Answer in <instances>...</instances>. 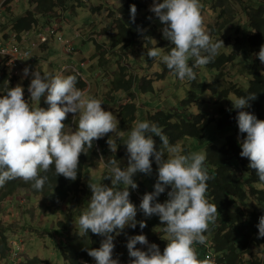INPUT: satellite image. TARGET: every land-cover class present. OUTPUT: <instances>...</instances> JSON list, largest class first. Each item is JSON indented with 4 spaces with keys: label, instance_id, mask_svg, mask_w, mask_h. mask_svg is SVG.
<instances>
[{
    "label": "trees",
    "instance_id": "16d2710c",
    "mask_svg": "<svg viewBox=\"0 0 264 264\" xmlns=\"http://www.w3.org/2000/svg\"><path fill=\"white\" fill-rule=\"evenodd\" d=\"M178 1L148 0V4H146L145 0H125L128 4L125 5L124 2L120 5L123 11L118 13L114 4L110 3L109 0H104L102 5L97 7L99 10L97 8L90 9L93 14L99 15V12L105 14L104 21L107 18H112L110 24L100 27L98 31L101 42L94 40L96 52L99 50L101 52L98 54L100 60H104L106 64L111 63L112 59L109 61V58L113 56L114 51L122 50L123 46L126 45L124 41L129 39L131 45H134L137 43V38L144 33L152 42L153 37L151 35H154L158 28L162 29V33L157 42L162 44L164 48L157 47L152 42L146 51L149 58L155 57L162 63L163 57L168 55L166 50L175 48L167 46V44L176 46L177 43H180L184 50H180L177 55L171 58L172 64L177 63L179 56L197 54L199 51L195 45L194 30L196 25H202L203 21L199 17L206 12V9H198L197 5L191 7L192 28L187 30L178 20V23L174 20H166L164 10L168 6L173 7ZM196 1L204 3L203 0ZM221 1L210 0L209 3L213 5L209 11L212 9L217 11V5ZM229 1L241 3L245 9L243 15L246 18V23L244 31L241 32L242 43L239 45L240 48L230 46L228 49H222L223 51L219 55H217L218 49L216 47L214 51L212 45L208 46L207 54L204 57L205 66L209 70H213V74L218 75L223 73V66L238 63L245 68L244 70L252 79L243 88L238 87V84H230L232 91L229 97L231 98L228 100V105L223 106L228 110L222 109L219 119L214 120L209 117L203 123L202 130L204 131L198 138L202 145L208 144V147L206 160L198 169L204 174L202 176L196 174L192 178L188 170L182 168L171 172L162 182L165 191L161 197V215L155 211L154 207H150L148 211L143 209V206L135 199H142L141 193L148 195L140 181L141 174L139 173L127 181V179H119L120 176L114 172H108L106 175H102L100 179L106 183V186L99 192L87 179L89 172L96 169V164L100 162L99 159L103 155L108 158L106 164L113 168L115 162L110 158L116 155L113 154L115 146L111 145L109 137L97 141L87 138L77 143L76 139H72L75 135L72 119L66 118L70 127L68 133L64 131L65 126L61 122V120H65L64 117L55 118V124L52 126L50 117L52 111L43 105L36 106L33 98L28 96L27 85H24L23 88H27L21 93H18L20 88L16 84H13L14 86L9 90L0 87V91H6L4 104L8 103L7 105H12L14 109L13 120L10 121L2 135V144H0V148L4 152V148L7 147L14 149V161L11 166L6 164L7 175L5 178L8 176L6 185L11 187L13 191H17V189L26 190L30 186L36 193L34 197L35 202L39 203V210H50L49 206L53 207L54 210L59 206L62 216L66 213L64 207H71L81 195L86 200L84 202L86 213L89 214L88 205L91 200H93L92 204L96 205V208L92 210L96 216L94 219L87 217L82 208H79L78 212L72 215L78 216L73 218V223L86 220L87 224L84 228L79 226L81 228L72 230V228H66V225H73L71 221L68 224H63L57 219L56 227L61 230L64 238L61 243L63 254V263L61 264H98L99 261H104V264H121L119 260L124 262V259L119 257L124 248L128 253L134 255L130 247L123 248L116 244H119L116 233L121 222L125 221L127 212L124 209L127 205L136 208V222L141 218H147L149 221L153 218L154 221H150L153 224L149 228L150 234L158 231L157 237L160 235L165 239L167 234H171L176 240L178 237L172 230L164 234L161 228H158L165 229L167 222L168 225L175 222L192 232L193 235L196 233L203 235L202 237L212 245L216 255L227 264H262L259 258L263 256L262 259L264 260V75L261 74L264 71V56H261V53L264 52V0H252L253 2L248 5L243 0ZM33 2L34 0H31V3ZM35 2L36 6L32 7L33 10L31 8L25 16L14 19L13 23L10 21L12 30L29 29L37 17L47 16L48 11H52L55 7L61 6L63 12L68 11L75 0H36ZM76 6L89 10L84 0H78ZM106 12L110 14H106ZM221 12L228 14L229 10L223 9ZM133 14L136 15L133 16ZM173 14L176 17L184 14L181 5ZM111 25H114V28H109ZM177 25L183 27L182 34L179 33L181 30ZM92 30L90 29V31ZM76 37L79 38L77 35ZM203 38L205 37L203 36ZM83 41L85 42V40ZM203 43L206 44L204 39ZM104 45L108 46L107 50H104L106 47ZM127 49H131V47L126 46L125 50ZM176 50L170 52L174 53ZM1 64L3 68V62ZM177 66L178 64H174L173 70ZM125 70L126 68H122V71ZM70 77L73 76L70 75ZM79 77L80 79L76 78L74 88L82 92L86 84L81 76ZM187 80L188 77L186 76L184 84L194 88L187 99L194 101V103L201 102L199 93L195 91L199 87L202 92H205L219 86V78L215 79V82L212 81L201 86L198 78L196 80L194 78L190 84ZM134 82L133 79H130L126 83L132 84ZM117 84L119 88L121 85H126L120 81ZM50 89L58 101H61L65 95H75L71 89L62 90L61 88L55 89V87ZM232 99H235L234 105ZM55 102L51 108L55 114H59L60 108L57 106V101ZM133 113L134 110L132 115ZM18 116L25 124L24 128L20 127V132L17 128ZM134 116H136V112ZM153 117L150 121L152 131L163 130L166 139L169 142L172 140L170 142L172 145L178 142L179 136H188L187 132L179 134L180 131H187V123L173 125L174 118L170 112L168 114L159 112ZM203 121V115H199L194 122L199 124ZM101 122L98 121L96 125L99 124L100 126ZM126 122V120H122L121 123L123 125ZM134 122L132 117L128 124ZM215 124L217 125L215 135L209 141L206 132ZM231 124L237 128V134L234 130L233 135H228V137H224V140L222 139V142H219L217 140L218 133L226 132L227 125L231 126L228 129L233 128ZM57 125H61L63 128L64 134L62 136L57 135V133H61L57 128H54ZM28 130L30 133L27 132ZM194 130L197 132L196 128ZM104 132L105 130L102 133ZM70 151H73V156L72 161L68 162L67 158ZM241 172L242 177L239 176ZM18 176L20 177L19 180H17ZM111 177L116 178L119 183L122 182L123 190L121 193L109 190L108 185L111 182L106 179ZM88 184L93 190V199L90 201L87 199L91 194L84 190V188L88 189ZM17 185L19 187L15 190ZM48 187L49 190L45 196L41 194ZM128 188H132L129 194H127ZM139 189L142 191H137ZM12 190L6 191L0 197L1 203L7 202L5 198L13 194ZM111 192L113 194H109ZM17 195L13 197L16 200L21 199L20 192ZM149 195L152 198L153 194ZM108 198L110 201L107 202ZM2 214L3 211L0 210V222L3 223L0 224V259L7 260V264H50L49 261L37 256L34 258H14L13 244L18 242L9 234L13 225H9V232L5 231L7 222H3L4 216ZM13 230L16 232L17 227L15 226ZM125 242L121 241L120 243ZM178 242L182 244L179 239Z\"/></svg>",
    "mask_w": 264,
    "mask_h": 264
},
{
    "label": "rangeland",
    "instance_id": "374dc122",
    "mask_svg": "<svg viewBox=\"0 0 264 264\" xmlns=\"http://www.w3.org/2000/svg\"><path fill=\"white\" fill-rule=\"evenodd\" d=\"M35 1L31 3V0H8L3 5V17L2 19L0 18V76L2 78L0 87L9 90L16 84L21 90H18V93L23 92L28 87V96L33 98L36 106L43 105L52 111L50 116L52 126L55 124V118H65L61 122L65 126L64 131L66 133L70 131L66 118H71L75 133L72 139H76L77 143L87 138L97 141L101 138L106 139L109 137L111 145L115 146L113 154L116 155L110 158L115 162L113 168L105 164L108 158L103 155L99 159L100 162L96 164V169L89 172L87 179L99 192L106 186V183H103L100 179L102 175H106L108 172H114L120 176L118 177L119 179H127V181H130L134 178L133 175L139 173L141 174L140 181L143 183L145 193L148 195L141 193L143 198L135 199L143 206V209L145 208L148 211L150 207H154L155 211L161 215V197L165 191L162 182L171 172L182 168H186L192 178L196 174L200 176L204 174L198 169L206 160L208 147V144L202 145L201 140L198 138L204 131L202 130L203 123L209 117L214 120L219 119L221 110L224 108L228 110V108L223 106H227L228 100L231 98L229 97L232 91L230 84H238V87L243 88L252 79L248 72L244 70L245 68L238 63L236 65L223 66L222 74H213V70H209L205 66L204 58L207 54L206 49L210 45L213 46L214 51L215 47L218 49L217 55L222 53V49L241 45V32L244 31L246 23V18L243 15L245 9L241 3L229 0L219 2L217 11L213 9L209 11V8L213 5L209 3L210 0H203L204 3L196 0H179L173 7L168 6L164 10L166 20H174L176 22L178 20L187 30L192 28L190 19L191 7L197 5L198 9H206V12L199 17L203 21L202 25H196L194 30L195 45H197L198 48L196 49L199 52L194 55L179 56L177 63H174L178 64V66L173 70L174 64L170 61L171 58L177 55L180 50H184L180 43H175L176 46L167 44V46L175 48L166 50L168 55L163 57L162 63L155 57L149 58L148 54H146L152 42L157 47L164 48L162 44L157 42L162 33L161 28H158L154 35H151L153 37L152 42L144 33L137 38V43L134 45H131L129 39L124 41L126 45L123 46L122 50L114 51L113 56L109 58V61L112 59L111 63L106 64L104 60H100L98 54H101V52L100 50L96 52L94 40L101 42V36L98 31L100 27L110 24L112 18H107L104 21L103 17H105V14L101 12H99V15L93 14L90 9L101 6L104 0H84L89 10L76 6L78 0H75L68 11L63 12L61 6L48 11L49 15L46 18H41V24H54L63 27V31L60 34L63 35L64 39L73 40L68 46L69 52L67 53L69 54L64 51L58 40L52 39L48 47H39L36 50H32V55L35 57L26 58L24 61V58L20 56L19 52L11 44L10 30L7 32L4 27L7 26L8 20L13 23L14 19L25 16L32 7L36 6ZM109 1L114 4L118 13L123 11L120 5L125 0ZM243 1L247 5L253 2L252 0ZM145 3L148 4V0H145ZM127 4L125 2V5ZM179 5H181L182 13L184 14L176 17L173 12L178 9ZM223 9H228L229 13L221 12ZM97 10L99 9L97 8ZM106 14L110 13L106 12ZM135 15L133 14V16ZM38 20L39 17H37L35 22H38ZM177 26L181 30L179 33L182 34L183 27L181 25ZM112 27L114 28V25L109 28ZM90 29L93 30L90 31ZM14 33L17 36L16 40H19L23 34L17 30ZM77 34L80 35L79 38L76 37ZM203 39L206 44L203 43ZM104 46H106L104 50H107L108 46ZM126 46H130L131 49L125 50ZM172 50L176 51L174 53L170 52ZM261 56H264V52L261 53ZM17 59L22 63L23 61L25 62L26 69L23 66L20 68L21 65L14 66ZM44 59L53 60V65ZM1 62H3V68ZM59 62L60 64L57 66ZM142 62L145 63V66H143ZM122 68H126V70L122 71ZM261 74L264 75V71ZM70 75L73 77H70ZM79 76L86 84L82 92L74 88L76 78L80 79ZM186 76L189 84L194 78L195 80L198 78L200 86L212 81L215 82V79L219 78V86L205 92H202L199 87L195 91L199 93L198 96L201 102L194 103V101L187 99L188 95L194 91V88L191 85L184 84ZM130 79L135 82L127 84L126 82ZM26 81L29 82L28 85ZM118 81L126 85H121V88H119ZM226 84L228 86H225ZM24 85H27L25 89L23 88ZM52 87H55V89L61 88L62 90L71 89L75 95H65L61 101H58L52 94L50 89ZM5 98L6 91H0V144H2V135L5 133L10 121L13 120L14 114L12 105L4 104ZM74 98L75 101H73ZM55 101H57V106L60 108L59 114H55L51 108V105L56 103ZM232 101L234 105L235 99H232ZM133 110L134 113L136 112V116H134V113L132 115ZM159 112H165V114L170 112L174 118L173 125L176 123H187V131H180L179 134L187 132L188 136H179L178 142L172 145L170 143L172 140L169 142L166 139L163 130L152 131V123L149 121L156 117H153V115ZM150 113L152 114L150 115ZM199 115H203L204 121L196 124L194 121ZM132 117L135 122L128 124L129 119ZM17 118L19 120L17 128L20 132V127L24 128L25 124L20 116ZM122 120L127 122L122 125ZM98 121H102L100 130L98 125H96ZM231 125L233 128L228 129L231 126L227 125L226 132L218 133L217 140L219 142H222L224 137L233 135L232 132L234 130H236L237 134V128L234 124ZM54 128L61 132L57 133L58 136L64 134L61 125L54 126ZM195 128L197 132L194 130ZM216 128L217 125L215 124L207 130V140L210 141L212 136L215 135ZM101 130H105V132L101 133ZM27 132L30 133L29 130ZM6 142L8 143V141ZM4 149L5 152L0 148V197L6 191L12 190L11 187L6 185L8 176L6 178L5 176L7 175L6 164L8 163L11 166L14 161V149L10 147ZM72 156L73 151H70L67 158L68 162L72 161ZM239 176L242 177V172L239 173ZM19 179L20 177L18 176L17 180ZM106 180L111 182L108 185L109 190H115L117 193L122 192L123 185L121 181L120 183L117 182L118 180L114 177ZM18 187L19 185H17L15 190ZM48 190L49 187L45 188L41 194L45 196ZM84 190L91 194L87 200L93 199V190L89 184L88 189L84 188ZM127 191V194H129L132 188H128ZM137 191L141 192L142 190L139 189ZM18 192H20L21 199L16 200L13 196L17 195ZM12 193L14 195L11 194L5 198L7 202H0V210L3 211V222H7L5 231L9 232V225H13V228L17 227L16 232L13 228L9 232L10 236L18 242L13 244L14 258H34L37 256L49 261L50 264L63 263L61 243L64 238L61 230L56 227L57 219L63 224H68L69 221L73 223V218L78 216L72 215L77 213L79 208H82L86 213L84 196H79L71 207H64L66 208V213L62 216L59 206L54 210L51 206H49L50 210H39V203L35 202L36 199L34 197L36 193L30 186L26 190H12ZM109 194H113V192ZM149 194H153L152 198ZM69 201L71 202V200ZM108 201H110L109 198L107 199ZM92 202L93 200L89 202V214H86L87 217L94 219L96 216L92 210L96 208V205L92 204ZM125 209L124 211L127 214L125 221L121 222L116 233V237L119 238V244H116L123 248L126 246L130 247L134 255L128 253L126 248H124L119 257L124 259V262L119 260L121 264H200L204 261L203 235L198 233L193 235L192 232L187 231L181 225L175 222L168 225L167 222L165 229L162 227L158 228H161L164 234L172 230L178 239L182 241V244L178 242L177 238L175 240V237L171 234H167L165 239L160 235L157 237L158 231L149 233V228L153 226L150 221H154L153 218L149 217L152 219L150 221L147 218H141L136 222V208L127 205ZM0 224H3L2 221ZM86 224V220H83L79 223H73V225H66V228L69 227L74 230L81 228L79 226L84 228ZM189 239H193L191 243ZM121 241L126 242L121 244ZM194 249L197 250V253L195 252L198 255L197 260ZM132 256L133 258H131ZM262 257L259 259L264 264ZM0 264H7V260L0 259ZM98 264H104V261H99Z\"/></svg>",
    "mask_w": 264,
    "mask_h": 264
},
{
    "label": "clouds",
    "instance_id": "9594fccd",
    "mask_svg": "<svg viewBox=\"0 0 264 264\" xmlns=\"http://www.w3.org/2000/svg\"><path fill=\"white\" fill-rule=\"evenodd\" d=\"M7 1L8 0H0V18L1 19L3 17L2 8H3V5H5L7 3ZM41 18H46V16L45 17H41ZM41 18H39L38 22L32 23L29 29L21 31L23 34H22V37L19 40H16L17 36L14 33L15 30L11 29V23H10L11 20H8L7 21V26L4 27V29L7 32L9 30L11 32V44H12L13 48H15L19 52V54H20V52H23V53L20 54V56H22L24 58V61H25L26 58L35 57V56L32 55V50H36L39 47H48L50 45L52 39L58 40L60 42V44L63 46L64 51L66 53L69 52L68 46L70 45V43L73 40L64 39L63 35L60 34V32L63 31V27H61L59 25H54V24H52V25H42L41 24ZM39 35H42L43 37H40ZM77 36L80 37L79 34H77ZM41 38H43L44 41H42ZM28 47H29V49H28ZM67 54H69V53H67ZM44 60H46V59H44ZM46 61L49 62L51 65H53V60H48L47 59ZM22 64L23 63L20 62L17 59L15 65L14 64L13 65L15 67H17V65L18 66L21 65L20 68H22V66H23ZM26 84L28 85L29 82L26 81ZM100 126L98 124V129L99 130H100ZM102 132L103 131L101 130V133ZM105 164H106V162H105ZM192 240L193 239H189L190 243H191ZM203 240H204V243H202V245H203V248L205 250V259L201 263L202 264H206L207 263V255L209 253H211L221 264H227L226 262L221 260L220 257H218V255H216V253L214 252V250L212 248V245L207 240H205L204 238H203ZM195 252L197 253V250L194 249V253ZM197 259H198V255L196 254V260Z\"/></svg>",
    "mask_w": 264,
    "mask_h": 264
},
{
    "label": "built area",
    "instance_id": "2783aa9c",
    "mask_svg": "<svg viewBox=\"0 0 264 264\" xmlns=\"http://www.w3.org/2000/svg\"><path fill=\"white\" fill-rule=\"evenodd\" d=\"M39 36L43 37L42 35H39ZM41 40L44 41L43 38H41ZM206 264H221V263L211 253H209L207 255V263Z\"/></svg>",
    "mask_w": 264,
    "mask_h": 264
},
{
    "label": "crops",
    "instance_id": "0c3cea01",
    "mask_svg": "<svg viewBox=\"0 0 264 264\" xmlns=\"http://www.w3.org/2000/svg\"><path fill=\"white\" fill-rule=\"evenodd\" d=\"M60 64V62L57 64V66ZM23 68L26 69V65H25V62H23ZM40 75V74H38ZM41 80H42V77H41ZM44 82V81H43ZM45 83V82H44Z\"/></svg>",
    "mask_w": 264,
    "mask_h": 264
},
{
    "label": "bare ground",
    "instance_id": "6f19581e",
    "mask_svg": "<svg viewBox=\"0 0 264 264\" xmlns=\"http://www.w3.org/2000/svg\"><path fill=\"white\" fill-rule=\"evenodd\" d=\"M23 53V52H20V54Z\"/></svg>",
    "mask_w": 264,
    "mask_h": 264
}]
</instances>
